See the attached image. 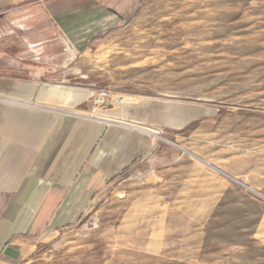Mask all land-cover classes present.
I'll return each instance as SVG.
<instances>
[{
  "label": "rangeland",
  "instance_id": "obj_1",
  "mask_svg": "<svg viewBox=\"0 0 264 264\" xmlns=\"http://www.w3.org/2000/svg\"><path fill=\"white\" fill-rule=\"evenodd\" d=\"M87 3L112 21L69 84L157 146L23 264H264V0Z\"/></svg>",
  "mask_w": 264,
  "mask_h": 264
},
{
  "label": "crops",
  "instance_id": "obj_2",
  "mask_svg": "<svg viewBox=\"0 0 264 264\" xmlns=\"http://www.w3.org/2000/svg\"><path fill=\"white\" fill-rule=\"evenodd\" d=\"M87 2L0 0V264H23L80 224L109 185L155 154L147 113H121L144 128L101 118L89 90L69 84L80 71L71 53L112 21Z\"/></svg>",
  "mask_w": 264,
  "mask_h": 264
},
{
  "label": "built area",
  "instance_id": "obj_3",
  "mask_svg": "<svg viewBox=\"0 0 264 264\" xmlns=\"http://www.w3.org/2000/svg\"><path fill=\"white\" fill-rule=\"evenodd\" d=\"M94 101L97 107L104 105L121 106L125 103L123 98L115 95V93L108 88L98 91L94 96Z\"/></svg>",
  "mask_w": 264,
  "mask_h": 264
}]
</instances>
